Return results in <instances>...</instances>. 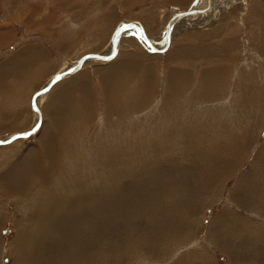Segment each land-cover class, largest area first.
Here are the masks:
<instances>
[{
    "label": "rangeland",
    "instance_id": "rangeland-1",
    "mask_svg": "<svg viewBox=\"0 0 264 264\" xmlns=\"http://www.w3.org/2000/svg\"><path fill=\"white\" fill-rule=\"evenodd\" d=\"M195 1L0 0V139L174 25L0 146V264H264V0Z\"/></svg>",
    "mask_w": 264,
    "mask_h": 264
},
{
    "label": "water",
    "instance_id": "water-1",
    "mask_svg": "<svg viewBox=\"0 0 264 264\" xmlns=\"http://www.w3.org/2000/svg\"><path fill=\"white\" fill-rule=\"evenodd\" d=\"M199 4V1L198 0H196L194 3H193V5H192V7L188 10V11H186V12H178L177 14H175L174 16H173V19H175V18H177V19H181V18H183V17H185V16H188V15H192V14H194V13H202L203 11H201V10H196L195 9V7H197V5ZM194 7V8H193ZM122 25H138V24H136V23H132V22H129V23H124V24H122ZM121 25V26H122ZM170 26H169V28L166 30V35H165V37L167 38V40H166V44L164 45V47H162L161 49H158V48H156L154 45H153V43H152V41L148 38V36L145 34L144 35V42L146 43V45L148 46V47H151V48H153V49H155V51L156 52H164V51H166L167 50V48L169 47V44H170V41H171V35H172V31H173V27H174V25H171V24H169ZM118 28H120V26L118 27ZM117 28V29H118ZM139 28H142V27H139ZM117 29H116V31H117ZM135 30H136V32H138L139 34H141V32L138 30V28H134ZM116 31H115V33H116ZM143 31H144V29H143ZM114 33V34H115ZM124 32L122 31L121 32V34L116 38V40H115V42H113V39H112V51L109 53V54H98V53H91V54H87V55H85V56H83V57H81L78 61H77V63L75 64V65H73L72 67H69L68 69H66V70H64V71H62V72H60V73H58V74H56L52 79H51V81L48 83V85H46L45 87H47V88H51L54 84L52 83V81L55 79V77L57 76V75H61V74H63V73H67V72H69V69H73V68H75L76 70H78L87 60H89V59H97L98 57H105V56H111V57H114L115 58V56L117 55V53H118V47H119V40H120V38H121V35L123 34ZM154 51V52H155ZM84 57H89V59H86V60H84L83 58ZM83 60V63H81V61ZM97 60H102V59H97ZM112 60V59H111ZM75 72V71H74ZM74 72H71L70 74H72V73H74ZM70 74H68V75H70ZM67 76V75H66ZM65 77V76H64ZM45 87H43L42 89H40L39 91H42ZM38 91V92H39ZM37 93V92H36ZM35 93V94H36ZM35 96V95H34ZM32 105H33V100H32ZM38 106V105H37ZM39 107V106H38ZM40 109V108H39ZM39 119H40V121H41V123H42V114H41V111H40V117H39ZM32 129V128H31ZM29 131V130H28ZM27 132V131H26ZM16 134H18V133H15V134H13L12 136H14V135H16ZM11 136V137H12ZM11 137H9V138H11ZM8 138V139H9ZM0 140H3V139H0Z\"/></svg>",
    "mask_w": 264,
    "mask_h": 264
},
{
    "label": "snow or ice",
    "instance_id": "snow-or-ice-1",
    "mask_svg": "<svg viewBox=\"0 0 264 264\" xmlns=\"http://www.w3.org/2000/svg\"><path fill=\"white\" fill-rule=\"evenodd\" d=\"M129 28H138V30L141 33H143V29L139 28V26H137V25H122V26H120V28L117 29L116 33L114 34L113 42H115L116 38L121 34L122 31L123 32H127V30ZM165 40H167L166 37H165ZM149 51H155V49L149 47ZM113 58L114 57H111V56H105V57H98L97 59L111 60ZM83 59L86 60V59H89V57H84ZM81 63H83V60L81 61ZM74 71H76L75 68L69 69V72H67V73H63L61 75H57L55 77V79L52 81V83L55 84V83L59 82L60 80H62L64 78V76H66V75H68V74H70L71 72H74ZM49 91H50V89L45 87L42 91L37 92L35 94V96L32 98L33 99L32 110L37 115V121H36L35 125L32 127V129H30L27 132L18 133L16 135L12 136L9 139L0 140V146L12 144V143H14V142H16L18 140L27 139L28 137L34 135L36 132H38L40 130V127H41V121L39 119V117H40V109L37 106V103H38V99L43 97Z\"/></svg>",
    "mask_w": 264,
    "mask_h": 264
},
{
    "label": "bare ground",
    "instance_id": "bare-ground-1",
    "mask_svg": "<svg viewBox=\"0 0 264 264\" xmlns=\"http://www.w3.org/2000/svg\"><path fill=\"white\" fill-rule=\"evenodd\" d=\"M208 2H209V3H208V6H207V7H209V9H210V8H211V4H212V0H208ZM196 10H198V9H196ZM199 10H201V9H199ZM201 11H203V10H201ZM185 12H186V11H185ZM197 13H198V12H197ZM194 14H196V13H194ZM192 15H193V14H192ZM175 19L178 20L177 18H175ZM126 23H129V22H126ZM132 23H135V22H132ZM123 24H124V23H123ZM136 24H138V23H136ZM174 24H175V23H174ZM121 25H122V24H121ZM121 25H120V26H121ZM175 25H176V24H175ZM137 26H139V25H137ZM139 27H140V26H139ZM131 29H133V30L136 32V30H135L134 28H129L127 31H129V30H131ZM142 29H143V28H142ZM136 33H137L138 35H143V36H144V34H142V33H141V34H139L138 32H136ZM143 33H144V31H143ZM143 36H142V37H143ZM141 39H142V41H144V37L141 38ZM119 41H120V40H119ZM151 41H152V40H151ZM171 41H172V35H171ZM171 41H170V42H171ZM145 42H146V41H145ZM145 42H144V43H145ZM152 43H153V45L155 46L154 42H152ZM145 44H146V43H145ZM169 45H170V44H169ZM146 46H147V45H146ZM155 47H156V46H155ZM118 48H119V47H118ZM156 48H157V47H156ZM168 48H169V47H168ZM168 48H167V49H168ZM111 49H112V48H111ZM158 49H161V48H158ZM155 52H156V51H155ZM98 54H106V55H107V54H109V53H105V52H104V53H98ZM117 54H118V53H117ZM116 56H117V55H116ZM116 56H115V57H116ZM113 59H114V58H113ZM78 60H79V59H78ZM78 60H77V61H78ZM90 60H96V61H101V62L110 61V60H103V59H102V60L89 59V60H87L86 62H88V61H90ZM77 61L75 62V64L77 63ZM86 62H85V63H86ZM85 63H84V64H85ZM75 64H74V65H75ZM84 64H83V65H84ZM83 65H82V66H83ZM72 66H73V65H72ZM72 66H70V67H72ZM68 68H69V67H68ZM68 68H66V69H68ZM66 69H65V70H66ZM50 81H51V80H50ZM50 81H49V82H50ZM49 82H48V83H49ZM48 83H47L46 85H48ZM57 83H58V82H57ZM55 84H56V83H55ZM55 84H54V85H55ZM46 85H45V86H46ZM54 85H53V86H54ZM45 86H44V87H45ZM53 86H52V87H53ZM52 87H51V88H52ZM42 88H43V87H42ZM42 88H41V89H42ZM51 88H50V89H51ZM37 105H38V103H37ZM39 108H40V107H39ZM40 111H41V109H40ZM41 114H42V111H41ZM42 119H43V115H42ZM12 135H13V134H12ZM12 135H10L9 137H11ZM9 137H6V138H4V139H8ZM60 138H61V137H60ZM4 139H3V140H4ZM35 213H36V212H35ZM22 233H23V232H22ZM26 235H27V234H26Z\"/></svg>",
    "mask_w": 264,
    "mask_h": 264
}]
</instances>
